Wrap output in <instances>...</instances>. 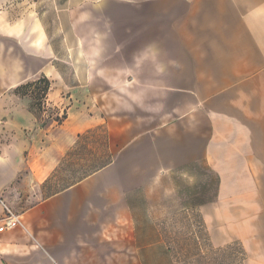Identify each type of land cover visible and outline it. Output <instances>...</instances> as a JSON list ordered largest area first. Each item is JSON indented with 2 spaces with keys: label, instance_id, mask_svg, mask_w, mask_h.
Returning <instances> with one entry per match:
<instances>
[{
  "label": "crops",
  "instance_id": "crops-1",
  "mask_svg": "<svg viewBox=\"0 0 264 264\" xmlns=\"http://www.w3.org/2000/svg\"><path fill=\"white\" fill-rule=\"evenodd\" d=\"M53 59L73 101L45 125L15 89L44 74L60 109ZM194 163L215 195L171 226L146 189ZM7 209L0 264H264V0H0Z\"/></svg>",
  "mask_w": 264,
  "mask_h": 264
},
{
  "label": "rangeland",
  "instance_id": "rangeland-1",
  "mask_svg": "<svg viewBox=\"0 0 264 264\" xmlns=\"http://www.w3.org/2000/svg\"><path fill=\"white\" fill-rule=\"evenodd\" d=\"M24 5V4H23ZM22 5V8H23ZM59 67L60 70H64V75L58 78L55 77L53 80V86L55 90L61 91V95L54 100L58 103L61 108L56 106L47 105V107H42L39 109L35 105V109L38 112L41 122L43 124H48L52 120L62 121L67 116V109L71 107L73 98L71 97V85L73 83L72 67L69 64L71 60H59L53 59L49 62V70H55L53 64ZM56 67V68H57ZM86 70H81V79L84 80ZM54 77L51 74V78ZM51 103V102H50ZM184 173H189L196 177V182L194 185H189L187 177ZM149 195H161V196H171L176 199V209L178 216L176 220H171V226L176 225L177 227L193 226L201 227L202 221L199 214L195 211V207L201 202L208 199H212L216 191V177L215 174L207 171L204 165L199 163L190 164L185 170H177L175 172H167L161 175V180L159 184L154 186L150 184L146 189ZM167 207L168 203H164ZM193 205L194 211L189 215L186 214L185 206ZM167 209V208H166ZM173 210V199H171V211ZM150 223L153 222L149 220ZM148 221V222H149ZM168 221H166V225Z\"/></svg>",
  "mask_w": 264,
  "mask_h": 264
},
{
  "label": "trees",
  "instance_id": "trees-1",
  "mask_svg": "<svg viewBox=\"0 0 264 264\" xmlns=\"http://www.w3.org/2000/svg\"><path fill=\"white\" fill-rule=\"evenodd\" d=\"M50 86V79L46 75L41 74L36 79L18 85L15 90L22 95H29L33 100V107L37 105L41 109Z\"/></svg>",
  "mask_w": 264,
  "mask_h": 264
},
{
  "label": "built area",
  "instance_id": "built-area-1",
  "mask_svg": "<svg viewBox=\"0 0 264 264\" xmlns=\"http://www.w3.org/2000/svg\"><path fill=\"white\" fill-rule=\"evenodd\" d=\"M7 211L9 212V215L5 218L4 223L0 226V231L13 228L18 222L17 216H14L9 209H7Z\"/></svg>",
  "mask_w": 264,
  "mask_h": 264
},
{
  "label": "clouds",
  "instance_id": "clouds-1",
  "mask_svg": "<svg viewBox=\"0 0 264 264\" xmlns=\"http://www.w3.org/2000/svg\"><path fill=\"white\" fill-rule=\"evenodd\" d=\"M184 175L187 177L189 185H194L195 184L196 177L194 175H191L189 173H184Z\"/></svg>",
  "mask_w": 264,
  "mask_h": 264
}]
</instances>
